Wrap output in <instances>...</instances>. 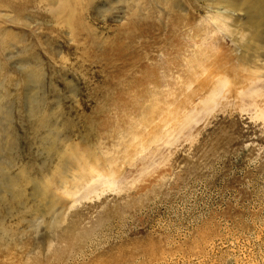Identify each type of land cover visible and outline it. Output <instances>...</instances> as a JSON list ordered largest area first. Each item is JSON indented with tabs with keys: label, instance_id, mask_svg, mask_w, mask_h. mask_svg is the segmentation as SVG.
<instances>
[{
	"label": "rangeland",
	"instance_id": "374dc122",
	"mask_svg": "<svg viewBox=\"0 0 264 264\" xmlns=\"http://www.w3.org/2000/svg\"><path fill=\"white\" fill-rule=\"evenodd\" d=\"M226 2L0 0V264H264V0Z\"/></svg>",
	"mask_w": 264,
	"mask_h": 264
},
{
	"label": "bare ground",
	"instance_id": "6f19581e",
	"mask_svg": "<svg viewBox=\"0 0 264 264\" xmlns=\"http://www.w3.org/2000/svg\"><path fill=\"white\" fill-rule=\"evenodd\" d=\"M63 3L66 2V0H62ZM226 0H215V4H218L220 7H214L215 11L223 10L225 15H227L231 20V24L233 25L237 30L241 31L243 28L239 27V22L237 23V19L240 17L239 14H242V11L238 7H232L227 4ZM244 3V2H243ZM246 12V11H245ZM248 26V25H247ZM246 26V27H247ZM249 30V28H247ZM252 31H250L251 33Z\"/></svg>",
	"mask_w": 264,
	"mask_h": 264
}]
</instances>
